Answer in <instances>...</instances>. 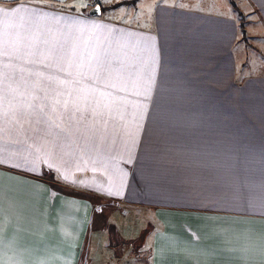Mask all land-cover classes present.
Wrapping results in <instances>:
<instances>
[{
  "label": "crops",
  "instance_id": "obj_1",
  "mask_svg": "<svg viewBox=\"0 0 264 264\" xmlns=\"http://www.w3.org/2000/svg\"><path fill=\"white\" fill-rule=\"evenodd\" d=\"M74 1L0 0V264H82L100 201H143L138 264H264L249 0Z\"/></svg>",
  "mask_w": 264,
  "mask_h": 264
},
{
  "label": "rangeland",
  "instance_id": "obj_2",
  "mask_svg": "<svg viewBox=\"0 0 264 264\" xmlns=\"http://www.w3.org/2000/svg\"><path fill=\"white\" fill-rule=\"evenodd\" d=\"M113 1L76 0L74 3H78L89 9L99 4L103 8L104 15L112 16V12L109 11L116 5L113 4ZM240 1L236 0V3L240 5ZM127 3L131 2L128 1ZM244 8L247 10L244 25L247 26L248 30V60L246 66L248 107L252 108L264 106V12L257 6L256 0H249L247 7L244 5ZM250 90H256L258 95H252ZM99 204L95 212L96 219L98 224L101 223L107 226L105 230H108L113 235V239L111 238L103 246L94 243L91 247V244L88 242L87 249L85 250V260L82 261V264L144 263L146 258L134 246V243L140 240L142 233L149 227L148 220L150 213L143 210V201H141V205L137 208L116 202L100 201ZM119 228L122 236L119 234ZM144 247L148 248L147 239L144 241Z\"/></svg>",
  "mask_w": 264,
  "mask_h": 264
},
{
  "label": "trees",
  "instance_id": "obj_3",
  "mask_svg": "<svg viewBox=\"0 0 264 264\" xmlns=\"http://www.w3.org/2000/svg\"><path fill=\"white\" fill-rule=\"evenodd\" d=\"M134 1L135 0H132V1H129V2H131V3L133 2L134 3ZM127 2L128 1H126L125 3H127ZM242 21H243V19H242ZM241 29L243 31V34H245L246 28H245V26L243 24H241ZM151 229H152V227L149 225L148 229L145 232L142 233V236H141L140 240L134 243V246H135L136 249H140L143 246L144 240H145L147 234H149V232L151 231Z\"/></svg>",
  "mask_w": 264,
  "mask_h": 264
},
{
  "label": "water",
  "instance_id": "obj_4",
  "mask_svg": "<svg viewBox=\"0 0 264 264\" xmlns=\"http://www.w3.org/2000/svg\"><path fill=\"white\" fill-rule=\"evenodd\" d=\"M102 13V8H101V5H95L94 7H92L90 10H89V14L90 15H100Z\"/></svg>",
  "mask_w": 264,
  "mask_h": 264
}]
</instances>
